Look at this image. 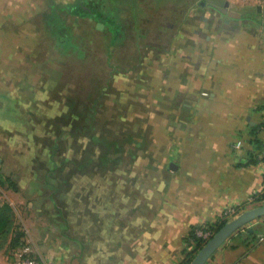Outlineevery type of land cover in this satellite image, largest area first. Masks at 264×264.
<instances>
[{
	"label": "crops",
	"instance_id": "1",
	"mask_svg": "<svg viewBox=\"0 0 264 264\" xmlns=\"http://www.w3.org/2000/svg\"><path fill=\"white\" fill-rule=\"evenodd\" d=\"M165 1L0 0V199L14 208L12 226L0 239V264H13L23 242L47 264L88 260L58 201L66 194L56 196L49 175L42 180V100L51 102L55 94L53 72L77 58L60 48L56 34L69 28L93 32L94 39L121 38L132 33L128 17H142L152 3ZM246 1L264 13V0ZM224 4L242 14L230 22L225 15V24L244 19L229 0L217 5ZM180 34L176 47L151 48L157 56L136 67L134 78L125 76L117 91L120 103H133L120 115L136 117L135 130L149 125V154L140 150L119 164L129 162L132 171L118 181L113 216L103 219L108 248L102 264H183L194 225L230 206L240 214L264 204L256 199L264 191V30ZM54 51L62 56L53 57ZM205 264H264V215L234 231Z\"/></svg>",
	"mask_w": 264,
	"mask_h": 264
},
{
	"label": "rangeland",
	"instance_id": "2",
	"mask_svg": "<svg viewBox=\"0 0 264 264\" xmlns=\"http://www.w3.org/2000/svg\"><path fill=\"white\" fill-rule=\"evenodd\" d=\"M199 1L201 0L152 3L153 7L148 14H142V17L136 19L128 17L132 33H121L123 36L117 39L114 37L115 33H111V40L107 35L102 36L101 40L94 39L91 35L93 32L79 29L78 32L71 33L69 28L56 34L60 37L57 44L62 50L68 48L75 52L77 58H82L80 61L74 57L70 69L72 73L75 72L79 83L89 82L95 71L99 73V77L110 78L111 86L109 84L104 90H114L111 91V96L101 95L96 105L95 125L80 135H73L74 127H89L88 120L81 112L62 116L70 103L66 102L68 98L63 93L62 80H57L60 77L58 71L55 72L57 78L54 72L53 77H50L57 82L53 88L55 94L52 101L42 100V180L44 174L49 175L54 183L52 189L59 190L56 196L66 194L58 201L67 210L69 231L77 235L83 244L81 254L89 261L84 264H102L103 250L108 248L103 246V219L113 216L112 211L117 208L115 202L118 197V181L128 178L132 171L129 162H124V166L119 168L122 158L126 156L128 160L133 159L140 150H143V156L149 154V125L135 130L136 117L120 115L133 104L118 101L117 91L125 87H121L122 79L125 76L134 78L136 67L140 68L149 59L152 61L157 56H151V48L159 53L170 45L174 44L176 47L179 39H182L180 33H246V29L251 32L264 30V13L255 11V8H247L244 5L248 2L246 0L229 1L232 8L256 18L233 20L229 25L225 24L224 13L210 6L204 7ZM206 1L221 4L224 0ZM201 15H208V21ZM110 49L112 51L109 55ZM57 51H54L53 57L62 56ZM56 67L58 69L59 65L56 64ZM46 95L44 93L42 97L46 98ZM51 114L57 116H46ZM111 115L113 118L109 119ZM63 129L65 132L60 138V146L53 152L51 145L53 146L54 137ZM54 163L60 166L55 170L49 169ZM73 176L76 179L71 182ZM25 249L23 242L16 256L26 253L37 255L33 250Z\"/></svg>",
	"mask_w": 264,
	"mask_h": 264
},
{
	"label": "trees",
	"instance_id": "3",
	"mask_svg": "<svg viewBox=\"0 0 264 264\" xmlns=\"http://www.w3.org/2000/svg\"><path fill=\"white\" fill-rule=\"evenodd\" d=\"M179 2H183L184 0H177ZM119 33H115V39L118 38ZM116 46V45H115ZM110 51L112 49L108 50V54L110 55ZM81 58V57H80ZM72 64H65L63 66V69L61 70L59 79L62 80L63 84V93L66 94L67 100L69 101L68 108L66 109L65 114L62 116H69L76 112H81L85 116V119L88 120V126L89 127H83L79 128V126L74 127V133L73 135H80L85 134L86 131L93 127L96 122V112H97V102L100 100L101 95L104 92V88L107 87L110 84V78L107 77H99V73H96L95 71L91 79H89V82H83L79 83L78 78L75 76V72H71L72 70ZM102 79V80H101ZM65 132V130H61L58 135L54 137L52 151H56L58 147L60 146V138L62 137V134ZM103 151V150H102ZM118 151V150H117ZM105 152L108 156H110V153L108 150L105 149ZM111 152H113L111 150ZM60 165L58 163L54 164V170L57 169ZM8 182L14 187L18 188V183L13 177L8 176L7 177ZM257 200H263L264 201V192L261 194H258L256 196ZM13 217H14V208L12 204L6 200V199H0V239L2 236H4L7 231L10 229L13 223ZM228 222V219L221 216H217L212 221H206L204 223L194 225L190 231V234L188 236V243L192 246V249L188 252V256L186 261H184L183 264H189L191 260L194 258L196 253L203 247L205 242L207 241L202 236L198 235L196 230L198 228L202 229H213L214 233H216L223 225H225ZM18 231V230H17ZM22 234V231L16 232V237L19 238V236ZM17 238V240H18Z\"/></svg>",
	"mask_w": 264,
	"mask_h": 264
},
{
	"label": "water",
	"instance_id": "4",
	"mask_svg": "<svg viewBox=\"0 0 264 264\" xmlns=\"http://www.w3.org/2000/svg\"><path fill=\"white\" fill-rule=\"evenodd\" d=\"M204 2V0H202ZM216 7L223 13H227L229 16L241 17V13L230 9L228 4L224 6L216 5ZM102 25V23H99ZM264 215V204L254 207L252 209L245 210L241 212L235 218L229 220L225 225H223L213 236L208 239L203 247L196 253L194 258L189 264H205L209 257L214 253V251L239 227L243 224L249 222L250 220Z\"/></svg>",
	"mask_w": 264,
	"mask_h": 264
},
{
	"label": "built area",
	"instance_id": "5",
	"mask_svg": "<svg viewBox=\"0 0 264 264\" xmlns=\"http://www.w3.org/2000/svg\"><path fill=\"white\" fill-rule=\"evenodd\" d=\"M263 130H264V120H263ZM242 144V140H238L236 142V146L239 147ZM260 161L264 163V153L260 156ZM263 190H264V183H263ZM264 192V191H263ZM238 211L236 209L235 206H230L228 208H226L224 215H222L223 217L227 218L228 220L233 219L234 217L237 216ZM197 234L202 236L204 239L208 240L210 239L213 234L214 231L211 228L208 229H202V228H198L196 230ZM25 250H28L27 248ZM13 264H47L46 261L38 256V255H33L30 253H26V254H21L20 256H18Z\"/></svg>",
	"mask_w": 264,
	"mask_h": 264
},
{
	"label": "flooded vegetation",
	"instance_id": "6",
	"mask_svg": "<svg viewBox=\"0 0 264 264\" xmlns=\"http://www.w3.org/2000/svg\"><path fill=\"white\" fill-rule=\"evenodd\" d=\"M199 2H200L201 5H206V4H207L205 0H204V2H202V0L199 1ZM209 5H210L211 7H213L214 9L219 10V9L216 7L217 4L209 3ZM224 5H226V4H224ZM224 5H223V6H224ZM220 6H222V5H220ZM219 11H220V10H219ZM224 14H225L226 17H227L226 19H227L228 22H230L231 19H236V18H234L233 16H229L227 13H224ZM243 17H244L245 19H249V17H251V16H248V15H245V14H244ZM250 19H251V18H250Z\"/></svg>",
	"mask_w": 264,
	"mask_h": 264
}]
</instances>
